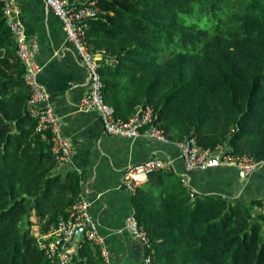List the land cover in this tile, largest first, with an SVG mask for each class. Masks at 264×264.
Returning <instances> with one entry per match:
<instances>
[{
  "label": "trees",
  "instance_id": "1",
  "mask_svg": "<svg viewBox=\"0 0 264 264\" xmlns=\"http://www.w3.org/2000/svg\"><path fill=\"white\" fill-rule=\"evenodd\" d=\"M98 5L104 13L90 20L88 40L102 53L104 96L117 118L148 103L170 141L192 137L264 162V0ZM30 97L0 1V264H57L34 233L69 218L81 192L80 175L60 172L50 136L37 131ZM133 205L154 264H264V213L254 214L263 198L198 193L171 168L150 174ZM77 254L107 264L88 240Z\"/></svg>",
  "mask_w": 264,
  "mask_h": 264
},
{
  "label": "crops",
  "instance_id": "2",
  "mask_svg": "<svg viewBox=\"0 0 264 264\" xmlns=\"http://www.w3.org/2000/svg\"><path fill=\"white\" fill-rule=\"evenodd\" d=\"M18 4V17L28 37L39 46L37 58L42 65L39 80L47 87L49 100L71 140L72 158L59 170L80 175L81 191L92 203V221L103 238L107 264H138L142 256V246L125 228L135 211L134 194L124 183L125 171L132 164L153 157L168 159L172 161V169L195 192L232 197L238 203L264 198V163L246 180L233 167L187 172L176 142L162 144L144 134L134 139L108 134L101 115L80 106L89 89V74L67 40L62 21L44 0H18ZM71 210L72 207L68 209L70 215ZM80 245L74 239L70 247L77 251Z\"/></svg>",
  "mask_w": 264,
  "mask_h": 264
},
{
  "label": "built area",
  "instance_id": "3",
  "mask_svg": "<svg viewBox=\"0 0 264 264\" xmlns=\"http://www.w3.org/2000/svg\"><path fill=\"white\" fill-rule=\"evenodd\" d=\"M0 1L3 3L4 15L17 45L18 56L25 67V82L31 90L28 111L38 120L37 131L43 135V138L50 136L52 151L60 169L70 162L72 145L70 138L64 132L62 118L49 100L47 87L39 80L42 65L37 58L38 43L28 37L24 24L18 17V0ZM44 1L62 21L67 40L73 45L88 71L89 89L81 100V108L96 110L101 115L106 132L110 135L134 139L144 134L158 143L173 142L166 137L157 124H154V108L150 104H138L129 118L124 121L116 117L115 108L107 103L104 96L105 83L100 71L102 53L93 50L87 34L90 20L104 13L98 5V0ZM176 143L187 172L194 169L233 167L237 170L239 177L246 180L264 163L246 154H230L222 145H219L216 150L204 148L192 137ZM171 168V160L153 157L142 163L130 165L125 171L124 183L132 194H135L138 188L148 181L150 174ZM91 205V201L81 191L72 206L69 218H60L48 232L36 231L34 233L39 248L46 252L49 259L57 264H86L84 259L78 257L77 251L70 247L75 239L76 231L85 227V240L100 246L107 261L103 238L92 221ZM256 210L264 213V206L257 207ZM125 228L131 237L142 246V256L138 264H154L152 254L146 251L150 248L148 231L139 224L135 211L130 215Z\"/></svg>",
  "mask_w": 264,
  "mask_h": 264
},
{
  "label": "water",
  "instance_id": "4",
  "mask_svg": "<svg viewBox=\"0 0 264 264\" xmlns=\"http://www.w3.org/2000/svg\"><path fill=\"white\" fill-rule=\"evenodd\" d=\"M65 171V170H63ZM34 206V203H33ZM33 206L30 208L28 216L30 217L33 214ZM85 227H81L76 231L75 239L78 240V242H83L85 240Z\"/></svg>",
  "mask_w": 264,
  "mask_h": 264
}]
</instances>
